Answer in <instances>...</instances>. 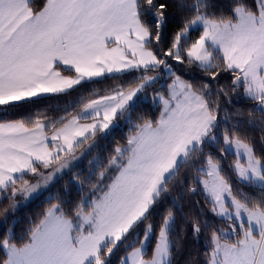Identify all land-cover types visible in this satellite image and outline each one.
Here are the masks:
<instances>
[{
  "label": "snow or ice",
  "instance_id": "6c2138e0",
  "mask_svg": "<svg viewBox=\"0 0 264 264\" xmlns=\"http://www.w3.org/2000/svg\"><path fill=\"white\" fill-rule=\"evenodd\" d=\"M168 8L166 0H0L3 222L18 198L49 193L20 233L15 220L0 233V264H114L121 250L119 264H173L186 233L197 242L207 234L202 259L188 264H264V136L258 154L240 121L230 124L234 102L248 101L264 133V0H178L171 35ZM177 65L202 75L186 78ZM67 97L55 110L63 115L36 107ZM140 104L151 115L137 113ZM121 120L123 142L90 161L85 179H70L76 195L53 193ZM195 196L185 213L184 198Z\"/></svg>",
  "mask_w": 264,
  "mask_h": 264
},
{
  "label": "trees",
  "instance_id": "16d2710c",
  "mask_svg": "<svg viewBox=\"0 0 264 264\" xmlns=\"http://www.w3.org/2000/svg\"><path fill=\"white\" fill-rule=\"evenodd\" d=\"M166 2L169 4L168 8V15L170 19L172 20V23L170 24V32L169 34L171 35V31L177 28L180 25V20L182 19V13L180 12L178 8V0H166ZM37 4L41 3V0H36ZM224 3H227V0H224ZM198 34L193 32L192 36L193 38H196ZM177 68L184 72L185 77H199L202 75L200 71L195 68V66L192 67H187L184 65H177ZM221 84L227 83L225 79H221ZM112 83L111 81H105L103 84H97L94 87L98 89L104 88L106 85ZM157 88L159 85L156 86ZM149 88L148 90H150ZM148 93V92H146ZM144 95V94H143ZM151 96H152V89H151V94L147 96L148 98V103H151ZM144 97L142 96V99ZM73 97H67V98H62V99H57V98H50L46 100L44 103H41L40 105L36 106L40 109H45L47 108L49 110V113L53 116L57 115H63V111L57 112L55 111L57 107L60 109H63L65 107V101H71ZM252 108V104L248 101H243L240 104H236L234 102L232 111L236 112V109H239V112L236 114L235 118L230 121V124H236L237 121H240V129L239 132L241 135H247L249 137L254 138V142L256 145L257 153L259 154L261 151V137L264 136V133L260 131L261 124V114L260 113H254L252 117H249L248 113ZM35 109H21L19 110L16 115H27L29 114V111H34ZM137 113H142V114H149L151 115L152 110L147 107L145 104H140L139 107L137 108ZM135 118V117H134ZM254 119L256 121L255 126H249L247 123L248 120ZM128 133V127L125 125L124 121L120 123V126L118 129H116L114 132H112L109 136L108 139H104L102 136L98 135L96 143L98 147H95L93 153L96 154V157H100L103 159L106 157L111 149V147L114 146L115 142H123V137L126 136ZM91 143V142H89ZM86 146V145H84ZM223 145H221L222 147ZM101 149H103V152H101ZM95 157V158H96ZM235 157L232 155L228 156V159L226 161L230 162L233 160ZM88 160L92 159L90 156L87 157ZM93 167V165L90 163V161H83L80 164L74 165L72 167L70 175H64L61 178H59L58 182L55 183V187L52 188V192L55 193L57 191H60L61 189L67 187L68 189L71 190V193L73 196L76 195L75 188L74 186L69 182L72 177H75L77 174L80 175L81 179H85L88 175V171ZM183 171V170H182ZM237 187H240L237 185ZM245 191H249V189H245ZM49 195L47 191L43 192L39 196L35 197L34 199L23 203L20 205V207L16 210L15 216L10 217L8 219L7 223H4L3 220V210L8 206V201L3 200L0 201V233H3L5 229L11 227L13 220L17 221L16 224V231L17 233H20V231L24 228L27 227L29 219L34 217L37 213H39L44 207L47 206V201L46 197ZM175 196L181 195L179 192L174 193ZM195 200H200L202 199L200 196H195V197H185L183 202H182V207L187 213L189 211V208L191 206V201ZM194 210V209H193ZM177 225L178 229L180 227H183L181 223V217L179 214H177ZM219 227H226L224 224H218ZM207 240V234L202 235L200 237V241L197 242L194 237L190 233L184 234V238L182 243L178 246L179 251H176L174 254V262L173 264H188L189 260H198L202 259L203 252H204V244L206 243ZM123 250H121L119 253H117L116 256H113V262L114 264H119L118 257L122 256Z\"/></svg>",
  "mask_w": 264,
  "mask_h": 264
},
{
  "label": "rangeland",
  "instance_id": "374dc122",
  "mask_svg": "<svg viewBox=\"0 0 264 264\" xmlns=\"http://www.w3.org/2000/svg\"><path fill=\"white\" fill-rule=\"evenodd\" d=\"M147 92H148V93H145V94L143 95V97H147V96L149 95V93L151 94V89H150V90H147ZM122 121H123V120H121V121L119 122V124H120ZM84 149H87V144H86V146H84ZM94 149H95V147L91 149L90 153H88V152L86 151V152H85V155L82 156L80 160L75 161L74 164L77 165V164L82 163L83 161L85 162L86 160H87V161H93V160L95 159V157H96V154L93 153ZM80 151H82V150H78V154H79ZM88 156H90V158H92V159L88 160V159H87ZM63 176H64V175H63ZM43 192H45V191H43ZM39 195H40L39 193L36 194V195L34 196V198L37 197V196H39ZM34 198H33V199H34ZM18 203H19L20 205H22L23 203H25V201L23 200V198H18Z\"/></svg>",
  "mask_w": 264,
  "mask_h": 264
},
{
  "label": "crops",
  "instance_id": "0c3cea01",
  "mask_svg": "<svg viewBox=\"0 0 264 264\" xmlns=\"http://www.w3.org/2000/svg\"><path fill=\"white\" fill-rule=\"evenodd\" d=\"M75 165V164H74Z\"/></svg>",
  "mask_w": 264,
  "mask_h": 264
}]
</instances>
